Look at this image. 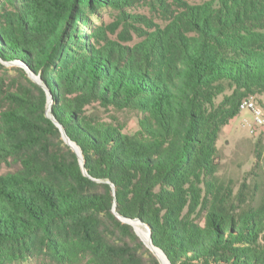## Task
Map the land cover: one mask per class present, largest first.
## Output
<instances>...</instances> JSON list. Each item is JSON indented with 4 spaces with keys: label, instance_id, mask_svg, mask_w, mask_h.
<instances>
[{
    "label": "trees",
    "instance_id": "trees-1",
    "mask_svg": "<svg viewBox=\"0 0 264 264\" xmlns=\"http://www.w3.org/2000/svg\"><path fill=\"white\" fill-rule=\"evenodd\" d=\"M143 1L166 24L114 41L99 12ZM0 57L42 81L0 97V264H162L115 201L171 264H264L263 141L240 183L218 145L264 106V0H0Z\"/></svg>",
    "mask_w": 264,
    "mask_h": 264
},
{
    "label": "rangeland",
    "instance_id": "rangeland-1",
    "mask_svg": "<svg viewBox=\"0 0 264 264\" xmlns=\"http://www.w3.org/2000/svg\"><path fill=\"white\" fill-rule=\"evenodd\" d=\"M97 14V13H96ZM99 16L102 15L103 20L109 28V34L114 41L121 45H133L144 39V36L153 31L156 27L164 26L166 22L163 19L160 8L157 5H150L146 2H137L131 6L126 7L123 10L112 11L102 13L99 12ZM95 24L99 25L100 20L94 14ZM16 60L4 61L0 57V90L1 94L6 89L18 86L22 81V77L19 71L15 67H22ZM27 72V71H26ZM28 74V72H27ZM29 76V74H28ZM34 82L42 84L39 74L32 73L29 76ZM262 98L264 102V95L257 96ZM4 103L0 101V105ZM53 101L48 96L47 115H52ZM2 107L0 106V109ZM50 109V110H49ZM248 121V124L244 125ZM249 124L255 125L254 115L250 110H242L238 116L233 119L229 125L224 129L223 135L219 140V148L224 154L222 161V174L226 177L234 179L240 183L243 180L252 179L251 174L255 172L254 166L256 158L254 155V144L262 139L264 144V127H258L257 134H251ZM137 125L134 120L130 122L129 131H135ZM264 164V155L261 160L260 166ZM7 170L5 164L0 163V173ZM258 173V171L256 172ZM259 173L262 175L263 170L259 169Z\"/></svg>",
    "mask_w": 264,
    "mask_h": 264
},
{
    "label": "water",
    "instance_id": "water-1",
    "mask_svg": "<svg viewBox=\"0 0 264 264\" xmlns=\"http://www.w3.org/2000/svg\"><path fill=\"white\" fill-rule=\"evenodd\" d=\"M27 72H28V74H29V76H32V71L27 67V65L26 64H24V63H22V64H20ZM50 110V109H49ZM50 118H52L53 119V121L57 124V126L60 128V130H61V132H62V135H63V138H64V140L73 148V150H75L76 152H77V154H78V156H79V160H80V163H81V166H82V169H83V171H84V173L87 175L88 173H87V170H86V167H85V161H84V158H83V155H82V152H81V150H80V148L77 146V144L76 143H74L73 141H71L70 140V138L67 136V134H66V132H65V130H64V128L53 118V116L52 115H48ZM112 186H113V191H114V194H115V190H116V188H115V185L112 183ZM116 204H117V202L115 201V203H114V211H115V213L122 219V221H124V222H126V223H129V224H131L132 226H134L132 223H131V221L130 220H137L138 222H140L142 225H144L145 227H146V229H147V231H148V234H149V240H150V244L149 243H146L145 241V244L157 255V253L155 252V250H154V248H158V247H156L155 245H153V242H152V238H151V230L148 228V226L142 221V220H140V219H129V218H126V217H124V216H122V215H120L117 211H116ZM161 252H162V254L164 255V257L166 258V260L168 261V263L169 264H171L170 263V260L168 259V257L166 256V254L162 251V249H160V248H158ZM158 256V255H157ZM159 257V256H158ZM159 259L161 260V262H162V264H163V261H162V259L159 257Z\"/></svg>",
    "mask_w": 264,
    "mask_h": 264
},
{
    "label": "built area",
    "instance_id": "built-area-1",
    "mask_svg": "<svg viewBox=\"0 0 264 264\" xmlns=\"http://www.w3.org/2000/svg\"><path fill=\"white\" fill-rule=\"evenodd\" d=\"M242 110H250L254 115L255 125H251V133H256L257 127H264V106L261 105L254 97L247 98L241 104ZM248 123V121H246Z\"/></svg>",
    "mask_w": 264,
    "mask_h": 264
},
{
    "label": "bare ground",
    "instance_id": "bare-ground-1",
    "mask_svg": "<svg viewBox=\"0 0 264 264\" xmlns=\"http://www.w3.org/2000/svg\"><path fill=\"white\" fill-rule=\"evenodd\" d=\"M130 221L134 225L133 227L135 228L136 232L140 235V237L143 239V241L150 244L149 234L146 227L137 220H133V221L130 220ZM154 250L157 253V255L162 259L163 264H169L166 258L164 257V255L162 254V252L158 248H154Z\"/></svg>",
    "mask_w": 264,
    "mask_h": 264
}]
</instances>
